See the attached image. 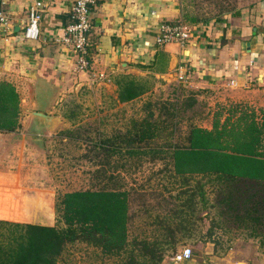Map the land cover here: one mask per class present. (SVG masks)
<instances>
[{
	"label": "rangeland",
	"instance_id": "obj_1",
	"mask_svg": "<svg viewBox=\"0 0 264 264\" xmlns=\"http://www.w3.org/2000/svg\"><path fill=\"white\" fill-rule=\"evenodd\" d=\"M252 1L177 0L180 23L189 27L190 18L196 25L233 15ZM175 82L124 103L117 97H93L84 87L69 97H33L34 103L30 97H18L17 128L0 132V220L60 226L54 204L62 194L117 186L127 193V242L132 247L141 240L157 241L161 260L189 248L191 259L185 264H264V226L255 233L220 216L212 206L213 186L205 180L201 191L206 204L196 196L190 207L183 206L178 202L183 196H176L185 186L168 172L165 159L171 144L182 141L188 124L208 129L214 121L219 125L228 118L235 123L245 115L264 127V97H255V103L229 97L214 103ZM159 105L173 114L170 120L164 111L158 113ZM39 110L54 117L50 130L32 121L30 112ZM150 111L155 119L169 120L171 128L159 131L148 144H125L132 123ZM129 148L140 151L130 155ZM196 180L188 185L194 194ZM180 206L185 212L177 217ZM117 261L76 242L65 247L56 264Z\"/></svg>",
	"mask_w": 264,
	"mask_h": 264
},
{
	"label": "crops",
	"instance_id": "obj_2",
	"mask_svg": "<svg viewBox=\"0 0 264 264\" xmlns=\"http://www.w3.org/2000/svg\"><path fill=\"white\" fill-rule=\"evenodd\" d=\"M36 1L42 4L39 35L26 41L21 32ZM71 1L0 0L6 20L0 23V82L12 85L18 97L34 103L33 97H69L83 87L93 97H117V85L126 80L146 82L141 97L177 81L178 66L185 76L180 86L194 96L214 103L264 97V0L185 26L189 34L182 46L154 42L159 24L181 20L177 0H94L88 13L89 76L74 71L73 52L57 41L70 21Z\"/></svg>",
	"mask_w": 264,
	"mask_h": 264
},
{
	"label": "trees",
	"instance_id": "obj_3",
	"mask_svg": "<svg viewBox=\"0 0 264 264\" xmlns=\"http://www.w3.org/2000/svg\"><path fill=\"white\" fill-rule=\"evenodd\" d=\"M188 21L190 25L196 23L193 18ZM147 89L146 82L126 80L117 85V101H131ZM157 111L160 115L163 111L167 113L169 120L173 116L163 105L157 106ZM17 114V93L9 83L0 82V132H13L17 128ZM169 120L155 119L150 111L141 121L132 123L124 143L152 142L159 131L171 128ZM263 137L264 127L251 116L242 115L235 123L228 118L219 125L214 121L210 129L188 124L182 141L171 144L165 157L169 161L168 172L185 186L176 196L177 199L183 196L178 202L190 207L197 196V202L204 206L207 201L201 182L205 180L213 186L212 206L220 216L257 233L264 226ZM126 151L132 155L140 150ZM192 178H197L196 194L188 186ZM127 208V193L116 186L62 194L54 204L56 223L60 226L0 220V230L4 231H0V264H56L65 247L76 242L117 257L116 264L160 263L161 245L157 241L141 240L135 247L127 242ZM179 208L177 217L185 212L182 206Z\"/></svg>",
	"mask_w": 264,
	"mask_h": 264
},
{
	"label": "built area",
	"instance_id": "obj_4",
	"mask_svg": "<svg viewBox=\"0 0 264 264\" xmlns=\"http://www.w3.org/2000/svg\"><path fill=\"white\" fill-rule=\"evenodd\" d=\"M93 3L94 0H72L69 9L70 21L60 29V35L57 39L61 45L68 47L73 52L75 56L74 71L87 76L91 72L88 59L89 42L87 36L90 30L88 13L89 6ZM41 8L42 4L36 1L27 11L26 25L21 32L22 38L26 41H35L38 38ZM5 21V18L0 13V23L4 25ZM188 32L189 28L179 22L161 23L158 26L154 42L158 46L168 44L182 46L188 38ZM175 77L177 82H183L185 80L182 66L176 68ZM93 78L97 80L102 79L103 74H96ZM190 259V249L183 248L158 264H185Z\"/></svg>",
	"mask_w": 264,
	"mask_h": 264
},
{
	"label": "water",
	"instance_id": "obj_5",
	"mask_svg": "<svg viewBox=\"0 0 264 264\" xmlns=\"http://www.w3.org/2000/svg\"><path fill=\"white\" fill-rule=\"evenodd\" d=\"M30 116L33 122L41 126L42 129L50 130L54 122V117L48 115L46 112L31 111Z\"/></svg>",
	"mask_w": 264,
	"mask_h": 264
}]
</instances>
